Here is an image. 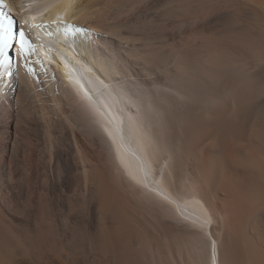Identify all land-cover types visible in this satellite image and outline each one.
<instances>
[{
    "label": "bare ground",
    "instance_id": "bare-ground-1",
    "mask_svg": "<svg viewBox=\"0 0 264 264\" xmlns=\"http://www.w3.org/2000/svg\"><path fill=\"white\" fill-rule=\"evenodd\" d=\"M125 2L8 0L14 19L63 18L106 35L73 45L47 34L55 25L26 26L35 75L21 61L19 77H0V264H211L199 233L121 179L116 146L68 85V53L92 68L101 91L96 77L135 93L126 163H136L133 153L174 158L176 183L187 179L207 209L197 223L207 219L219 264H264V0H196L203 6L189 15L166 7L176 0L111 11ZM106 126L119 140V125Z\"/></svg>",
    "mask_w": 264,
    "mask_h": 264
},
{
    "label": "snow or ice",
    "instance_id": "snow-or-ice-1",
    "mask_svg": "<svg viewBox=\"0 0 264 264\" xmlns=\"http://www.w3.org/2000/svg\"><path fill=\"white\" fill-rule=\"evenodd\" d=\"M71 3H75V0H70ZM161 0H152L151 8L158 9ZM203 6L197 3L196 0H176L175 3L168 4L166 7L174 13L183 15H189L196 8ZM135 8L136 5L131 3V0H127L125 3H118L112 5L111 11H120L125 8ZM23 11V8L21 9ZM150 14L147 10L139 13V15ZM137 14L133 13L132 19H136ZM32 21H35V17H31ZM50 25H55L54 30H49L48 35H54L59 32H63L65 37L71 41L73 45H77L78 42L88 43L91 38L96 36L106 35L104 32L91 29L85 25H78L59 18L49 23H31L28 19H14L12 15V9L8 6V0H0V77H19L20 76V62L22 61V67L30 75H35L34 61L31 57L36 53V46L31 42L26 26L30 30L32 27L49 28ZM14 49V53L10 50ZM84 55V53H80ZM16 58V64L14 65L13 59ZM68 60L74 62L73 67H69L67 60L62 58L61 62L64 63L65 68L68 69L66 73V79L68 85L80 96L84 102V111L86 118L91 122L97 124L103 132L112 140V143L116 146V152L120 161L121 179H123L132 191L138 192L141 199L146 206L150 208H156L162 212L168 214V217L172 219L178 226H182L188 232H194L200 234V249L207 252L209 245L211 246L210 260L211 264H219L218 259V246L215 240L211 239V236L204 231V224L207 223V219L197 223L201 216L207 217V209L204 208L202 201L198 198L196 188L187 180H183L180 185L176 183L173 178V173H178L177 163L172 156H168L164 159V162L154 157L152 153L144 152L141 155L135 156L136 163L129 165L125 160L124 149V137L123 126L125 124V108L136 107L132 102L131 96L135 93H130V89H127L126 82L123 80H117L112 84L111 90L109 85L104 84V81H100L99 77L96 80L99 81L105 91H101L94 85L93 80L89 77L92 73V68L82 63L81 60L76 59L71 53L67 54ZM87 59V56H84ZM41 65L44 64L42 59L39 60ZM89 63H93L89 61ZM16 71H13V69ZM48 69L45 68V72ZM79 73L77 76L76 74ZM52 79H57L55 72H52ZM132 84L136 81L128 78ZM82 80L84 83H82ZM7 83V81H5ZM85 83L89 85V88H85ZM127 89V90H126ZM108 101L107 103L105 101ZM131 120V117H128ZM116 123L119 125L118 131L121 133L120 139L117 140L113 131L106 125ZM247 168L249 174L251 170L255 168V164L252 161L247 162ZM195 205L201 211L196 216V219H190L186 214V209L189 206Z\"/></svg>",
    "mask_w": 264,
    "mask_h": 264
},
{
    "label": "rangeland",
    "instance_id": "rangeland-1",
    "mask_svg": "<svg viewBox=\"0 0 264 264\" xmlns=\"http://www.w3.org/2000/svg\"><path fill=\"white\" fill-rule=\"evenodd\" d=\"M262 71H263V72H261V73H263V74H264V69H263V68H262Z\"/></svg>",
    "mask_w": 264,
    "mask_h": 264
}]
</instances>
